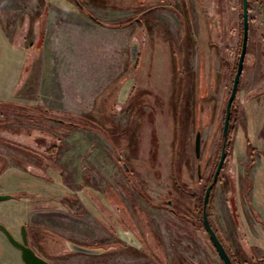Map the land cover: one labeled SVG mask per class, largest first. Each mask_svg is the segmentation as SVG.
<instances>
[{
  "label": "rangeland",
  "instance_id": "obj_1",
  "mask_svg": "<svg viewBox=\"0 0 264 264\" xmlns=\"http://www.w3.org/2000/svg\"><path fill=\"white\" fill-rule=\"evenodd\" d=\"M249 6L207 206L234 264H264V0ZM242 41V0H0V221L52 264H224L202 211ZM0 264H25L1 230Z\"/></svg>",
  "mask_w": 264,
  "mask_h": 264
},
{
  "label": "water",
  "instance_id": "obj_2",
  "mask_svg": "<svg viewBox=\"0 0 264 264\" xmlns=\"http://www.w3.org/2000/svg\"><path fill=\"white\" fill-rule=\"evenodd\" d=\"M249 0H243V41H242V49L237 65V71L234 77L233 81V86L231 90V94L228 98L227 105H226V115H225V121H224V129L223 133L225 137L228 135L229 131V125H230V120H231V113H232V106L233 102L235 100V97L237 95L239 85H240V80L243 74L244 70V64H245V59L247 55V49H248V44H249V32H250V17H249ZM132 59L136 62L138 59V44L134 42L132 44ZM125 98V93L123 92L121 99L123 100ZM226 145H227V138L224 139L223 145H222V150H221V156L219 159V162L217 164L214 177H213V183H211L205 192L204 195V200H203V223L205 226V229L210 235L211 241L214 244L215 248L217 249V252L221 259L223 260L224 264H234L231 256L229 255L226 247L222 243L221 239L219 238L216 230L213 228L209 217H208V211H207V206L209 203V198L211 191L213 189V186L215 183H217L220 173L222 171L223 165L225 163L226 157H227V152H226ZM195 152L196 156L200 157L201 155V132L198 131L196 134V139H195ZM198 177H202V165H198ZM12 198L11 194H0V201L10 199ZM0 230L3 231V233L6 235L8 240L20 249L21 251V258L24 261L25 264H52L50 261L45 259L44 257L40 256L31 246H29V240H28V235L26 231V226H22V241L18 240L12 232L0 221ZM68 246L71 250L77 251V252H83V253H88V254H99L102 252L101 249H96V248H90L86 247L83 245L76 244L74 242H69Z\"/></svg>",
  "mask_w": 264,
  "mask_h": 264
},
{
  "label": "trees",
  "instance_id": "obj_3",
  "mask_svg": "<svg viewBox=\"0 0 264 264\" xmlns=\"http://www.w3.org/2000/svg\"><path fill=\"white\" fill-rule=\"evenodd\" d=\"M242 3H243V0H242ZM249 8H250V6H249ZM232 114V113H231ZM230 131V130H229ZM228 131V132H229ZM225 138H227V145H226V152H227V150H228V135H227V137H225V135H224V139ZM211 183H213V180L209 183V185L211 184ZM215 186H216V183L214 184V186H213V189H212V191H211V194H210V198H209V203H210V201H211V199H212V197H213V193H214V190H215ZM208 203V204H209ZM204 226V225H203ZM229 253V252H228Z\"/></svg>",
  "mask_w": 264,
  "mask_h": 264
},
{
  "label": "flooded vegetation",
  "instance_id": "obj_4",
  "mask_svg": "<svg viewBox=\"0 0 264 264\" xmlns=\"http://www.w3.org/2000/svg\"><path fill=\"white\" fill-rule=\"evenodd\" d=\"M204 200V199H203ZM203 212V211H202ZM203 214V213H202ZM212 224V223H211ZM203 225H204V223H203ZM205 227V226H204ZM214 228V227H213ZM22 229V228H21ZM27 231V230H26ZM27 235H28V233H27ZM21 236H22V231H21ZM22 241V240H21ZM30 246V245H29Z\"/></svg>",
  "mask_w": 264,
  "mask_h": 264
},
{
  "label": "crops",
  "instance_id": "obj_5",
  "mask_svg": "<svg viewBox=\"0 0 264 264\" xmlns=\"http://www.w3.org/2000/svg\"><path fill=\"white\" fill-rule=\"evenodd\" d=\"M111 53V52H110ZM108 60V59H107Z\"/></svg>",
  "mask_w": 264,
  "mask_h": 264
}]
</instances>
